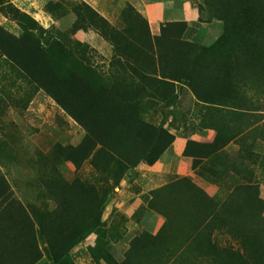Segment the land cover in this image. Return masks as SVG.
<instances>
[{"label":"rangeland","instance_id":"1","mask_svg":"<svg viewBox=\"0 0 264 264\" xmlns=\"http://www.w3.org/2000/svg\"><path fill=\"white\" fill-rule=\"evenodd\" d=\"M181 1L187 3L186 15L174 18ZM212 3L0 0L4 44L25 36L33 46L36 40L41 46L61 41L71 48L76 69L112 91L118 106L100 132H86L0 49V264L261 263L264 207L259 215L254 198L264 202V168L259 167L264 163V0H248L255 6L245 13L259 17L263 34L259 53L246 59L233 49L242 22L228 27L231 37L224 48L213 49L225 26L210 11ZM79 5L105 20L106 39L91 27L72 32ZM144 5L152 13L149 19ZM201 48L213 50L190 65L189 80L159 81L183 76L186 60H180V52L203 54ZM197 95L216 97L219 105L203 103ZM137 122L172 135L169 159L185 142L176 162L184 164L190 156L193 172L145 193V207L133 215L137 225H127L112 200L115 189L129 185L126 190L135 192L137 177L145 178L140 166H149L133 150ZM241 130L224 149L227 160L193 161L190 141L211 143L217 134L228 138ZM240 158L250 170L236 175L229 164ZM241 181L254 189L235 190ZM192 185L206 196L200 185L215 193L208 201ZM211 206L219 213L215 219L208 218Z\"/></svg>","mask_w":264,"mask_h":264},{"label":"trees","instance_id":"2","mask_svg":"<svg viewBox=\"0 0 264 264\" xmlns=\"http://www.w3.org/2000/svg\"><path fill=\"white\" fill-rule=\"evenodd\" d=\"M211 1L213 3L210 11L216 14V19L221 20L225 26L224 34L213 46V49L224 48L231 37L228 27L234 26V23L242 22V30L238 32V37H232V39L236 41V45L233 49L236 52L242 51L245 59L248 58L251 53H254V55L259 53V36L263 34V29L259 28V17L255 16L252 12L251 14L253 15L245 13L246 9H251L249 6H252V4L248 3V0ZM254 6L252 7L254 8ZM83 7L84 10H81ZM74 12L76 20L71 26L72 32L79 29L86 30L88 27H91L100 31L102 37L105 39L107 38L108 26L105 20L89 9V7L79 5ZM4 40V37H0V49L3 50V54L25 73L30 83L34 84L38 89L52 98V100L82 126L86 132L94 133V129H98L100 132L103 123L112 122V119L117 113L116 111H118L116 100L112 98V91L110 93L107 87L99 86V84L88 79L87 75L84 76V73L76 69L78 66L74 61L75 59L73 58L71 48L65 46L61 41L48 42L46 45L41 46V42L36 40L35 42L37 43L33 46L30 42V38L28 39L26 36L23 37V40H16L14 43L9 44H4ZM184 45L186 47H196L187 42H185ZM201 49L203 54H200L199 50H184L180 52V60H186L184 64L186 73H184L183 76L176 79L164 76L159 78V81L171 83L168 81H180L183 78L189 80L192 72L194 73V67L192 69L190 65L201 62L205 59L207 53H211L213 50ZM197 97L203 103L219 105L216 102V97H211L210 100H206V97H201L200 95H197ZM250 127L245 129H250ZM134 128L135 130L132 132L133 137L131 139L133 150L135 152L138 151L141 155V162L149 166L153 165L172 143V135L162 128L146 125L142 122H137ZM242 132H244V130L228 138L217 134L211 143L200 144L190 141L188 143V149L193 154V161L196 164H201L204 161L211 163L227 160L228 156L224 149L229 146L235 135H241ZM95 133L98 132L95 131ZM85 144L87 143L85 142ZM101 145L104 147L103 144ZM248 165L249 164H246L244 158H240L230 162L229 167L238 175V173H240L239 169H244L246 171L250 170ZM259 167L264 168V163L259 162ZM210 173L213 176L218 175L217 170H211ZM240 180L245 179L241 176ZM254 187L255 186L250 184L249 181L236 182L235 184V190L254 189ZM189 188L197 192L199 197L209 199L203 192L197 190L195 186L192 185L189 186ZM208 201H210V199ZM254 202L258 205L260 215L264 207V202L257 196H255ZM218 214L215 206H211V214L209 213L208 218L215 219ZM194 227H197V225ZM244 233L250 235L251 232L246 231ZM197 237L198 234L193 236V243L197 240ZM259 246L261 247L260 264H264V235L261 227H259Z\"/></svg>","mask_w":264,"mask_h":264},{"label":"crops","instance_id":"3","mask_svg":"<svg viewBox=\"0 0 264 264\" xmlns=\"http://www.w3.org/2000/svg\"><path fill=\"white\" fill-rule=\"evenodd\" d=\"M186 5H187L186 2L181 1V6L179 7L180 11L176 10L173 11L172 13L174 18H177L179 16L185 17L187 10ZM142 11L149 19L152 14L149 8L144 5ZM158 13H160V11ZM190 14L192 16L194 15L193 12H191ZM160 17H161L160 20L163 21L162 20L163 12L162 15H160ZM209 141L210 140H207L206 142ZM184 143L182 145V149L179 148V149H174V151L172 150V155L174 156L172 159H169V156L167 154L169 149H167L163 153L162 157L158 161H156L153 165L144 166V167L140 166L139 172H141V174H143L145 178L137 177L135 182L136 185L139 186V188L137 187L135 189L136 190L135 192H130L129 190H126L129 188L128 187L129 185L124 188L122 187L121 189H115L117 193L115 199L112 200L113 206L124 217V220L126 221L127 225L137 223V222L135 223V218H133V215L137 209L145 207V204L142 200V196L145 193H148L149 191L162 186L166 182L170 181L172 178L179 179L183 176H190V174H192L193 171H191L190 169V163H191L190 156L185 157V159L183 160L185 165L180 163V161L176 162V159L180 157L182 151L184 150ZM191 180L197 182V178L195 179L191 177ZM200 187L204 189V191L207 193L208 196H213L215 193V188H212L210 186H203V185H200ZM139 222H141V219L139 220Z\"/></svg>","mask_w":264,"mask_h":264}]
</instances>
